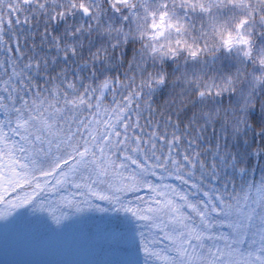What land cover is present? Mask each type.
<instances>
[{
  "label": "snow or ice",
  "instance_id": "1",
  "mask_svg": "<svg viewBox=\"0 0 264 264\" xmlns=\"http://www.w3.org/2000/svg\"><path fill=\"white\" fill-rule=\"evenodd\" d=\"M0 264H264V0H0Z\"/></svg>",
  "mask_w": 264,
  "mask_h": 264
}]
</instances>
